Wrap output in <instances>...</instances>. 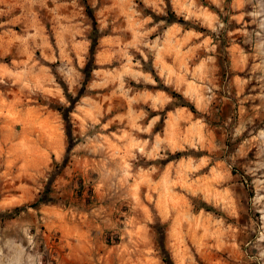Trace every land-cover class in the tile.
I'll return each instance as SVG.
<instances>
[{
  "label": "rangeland",
  "instance_id": "rangeland-1",
  "mask_svg": "<svg viewBox=\"0 0 264 264\" xmlns=\"http://www.w3.org/2000/svg\"><path fill=\"white\" fill-rule=\"evenodd\" d=\"M259 72L264 0H0V264H264Z\"/></svg>",
  "mask_w": 264,
  "mask_h": 264
},
{
  "label": "crops",
  "instance_id": "crops-1",
  "mask_svg": "<svg viewBox=\"0 0 264 264\" xmlns=\"http://www.w3.org/2000/svg\"><path fill=\"white\" fill-rule=\"evenodd\" d=\"M174 27L176 26H173L172 29H175ZM178 31L181 32V37H179V39H184V37L187 35V30L183 31L182 28H178ZM241 54V55H240ZM233 59L236 60L237 62L242 60L243 63H249L251 61V53H247V52H244L243 54L239 51L237 53H234V56H233ZM12 71L14 72V70L12 69ZM167 74V73H165ZM250 78H255V79H260V80H263L264 79V72H259V73H256L254 75H250L249 77L245 78V80H249ZM261 83H259L258 86H261L263 83L262 81H260ZM22 113H27L29 111V108L27 109H21ZM3 117L0 116V120L2 119ZM2 121H4V123L6 124V121H7V118H3ZM3 125V124H2Z\"/></svg>",
  "mask_w": 264,
  "mask_h": 264
}]
</instances>
